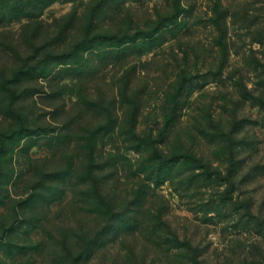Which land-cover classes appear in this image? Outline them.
Here are the masks:
<instances>
[{"label":"rangeland","instance_id":"obj_1","mask_svg":"<svg viewBox=\"0 0 264 264\" xmlns=\"http://www.w3.org/2000/svg\"><path fill=\"white\" fill-rule=\"evenodd\" d=\"M175 12L177 26L158 35L152 50L129 45L86 51L81 65L60 64L24 93L18 105L27 123L46 131L9 142L10 150L2 154L0 264H72L71 255L105 222L106 214L98 211L83 182L81 165L84 134L108 120L106 104L114 106L117 126L100 142L99 153L111 157L103 190L118 201L133 187L144 190L145 197L134 198L128 211L124 204L131 224L112 230L77 264H264V108L242 95L237 83L243 74L255 94L262 89L250 60L251 54L264 58V44L255 40L264 33V0H55L38 20L0 25V81L46 38H81L91 19L103 30L133 31L167 22ZM222 14L226 34L216 24ZM222 39L229 48L224 63ZM181 69L192 74L177 133L211 157L218 171L197 175L178 165L161 183L144 181L146 174L139 173L147 166V153L130 140L134 106L119 89L129 78L132 96L139 99L138 128L156 136L165 119L166 91L174 90ZM60 83L58 96L54 90ZM233 99H239L244 120L237 131L238 160L229 165L225 146L196 127L207 108L227 126ZM4 105L8 99L0 89V130L17 121ZM180 137H168L167 149H175L171 144L180 143ZM60 167L64 178L53 180Z\"/></svg>","mask_w":264,"mask_h":264},{"label":"trees","instance_id":"obj_2","mask_svg":"<svg viewBox=\"0 0 264 264\" xmlns=\"http://www.w3.org/2000/svg\"><path fill=\"white\" fill-rule=\"evenodd\" d=\"M55 0H0V25H4L6 22L16 21L22 18L28 20H38L43 9L53 3ZM225 15L217 17L216 24L221 29L223 34L227 32V26L225 21H223ZM91 19V23H88V27L84 31L83 36L76 41L69 42H59L55 39L46 40L37 46L36 52L27 57L24 63L15 70L11 77H2L0 81V89L6 93V98L8 99L7 107L9 113L12 112L13 116L17 117L16 123L11 124L5 130H0V175L3 174V159L2 154L7 153L10 150L9 142H14L25 136H31L33 134H40L46 131L45 126L33 127L26 121L25 112L18 105V102L22 100L24 93L30 91L34 86H38L40 79L50 76L55 73L56 66L63 64L70 65H81L85 60L86 51L94 49L107 50L113 49H125L127 46H141L143 50L141 52H148L153 49L151 45L152 42L160 35L165 32L166 29H171L173 26L178 24V12L173 13L169 18L167 17V22L164 20L159 21L156 25L149 28L135 27L133 31L123 30L120 32H111L109 30H103L99 28ZM256 41L264 44V33L260 34ZM64 44V46L62 45ZM221 45V61L222 63L228 57L229 48L223 39L219 41ZM250 63L254 65V72L257 74L258 83L262 89L259 88L258 93L255 94L249 87L248 83L244 80V75L241 74L238 80L239 86L243 89L246 98H254L258 104L264 108V58L258 56H252ZM252 65V66H253ZM223 66V65H222ZM191 72L186 69H181L175 76V81L173 85L174 90L168 89L166 95L168 98V105L165 107L164 122L158 129V135L151 130L147 133L139 130L138 128V96L133 95L131 91V81L127 78L124 84L120 86V94L124 99L134 106L133 114L135 118L133 123L127 129V133L130 134V140L135 142V148L140 151H144L145 161L148 162L147 166L141 168L140 175L145 173L146 177L143 178L145 181L152 180L158 183L172 176L173 170L179 165V167H186L189 170H193V174H205L211 176L216 173L217 167L214 166V160L207 156L204 151L199 149L198 151L193 145H189L184 140L181 139L180 135L177 133V128L179 127V119L184 108L183 103V91L185 89L186 83L190 78ZM57 77V76H55ZM54 77V78H55ZM60 82V81H59ZM61 83L59 88H55L54 93L61 96ZM254 101V102H256ZM93 105H97L99 100L94 99L91 102ZM109 103H112L109 101ZM233 108L231 109L230 121L226 126L223 121L217 120L212 114V110L208 109V113L203 115V121L199 122L196 127L202 135L218 140L222 143L225 148V156L229 165H234L236 160H238L239 151L237 144L241 139L239 133V126L243 122V118L239 117V99H233ZM106 104V103H105ZM101 105V104H100ZM90 106L86 103V107ZM107 113V121L104 123H99L96 127L91 126L87 128L84 134V146H85V158L81 165L83 182L88 184L90 187V197L93 198L94 202L101 208L98 209L99 212H104L106 214V220L99 227V229L88 239L83 241L81 248H78L72 255V264H77L81 256H85L88 253L89 256L93 254L97 246L103 245L101 242L102 238H105L112 230L118 229L122 226V223L131 224V216L127 215V211L132 209L130 204L133 202L134 198H139L143 200L145 197L144 190L137 191L133 187L131 190L125 191V196L123 199L118 201V196L111 192H106L103 190L104 182H106L108 175L104 174L111 157L105 156L99 153L100 142L103 137L115 130L116 120H114V106L112 110L111 104H106L102 106ZM71 121H68L69 124ZM113 124V125H112ZM178 126V127H177ZM44 130V131H43ZM192 134V131H190ZM173 136L180 137V143L172 142L171 145H175V149H167V138H173ZM196 137V135L193 134ZM112 153H110L111 155ZM112 156V155H111ZM73 170V163L70 165ZM201 169L200 172L196 170ZM64 169L56 168L54 171L53 180H58L63 177ZM196 172V173H195ZM141 180V179H140ZM140 181L136 182V185ZM139 185H145L141 181ZM4 186V180L0 178V194ZM131 198H133L131 200ZM1 201V199H0ZM129 203V204H128ZM127 204L129 208H123ZM121 205V207H120ZM100 240V241H99ZM103 242V241H102ZM104 243V242H103ZM99 244V245H98Z\"/></svg>","mask_w":264,"mask_h":264}]
</instances>
